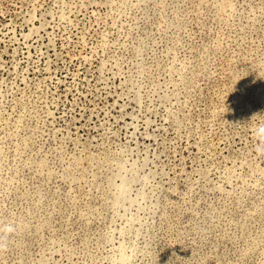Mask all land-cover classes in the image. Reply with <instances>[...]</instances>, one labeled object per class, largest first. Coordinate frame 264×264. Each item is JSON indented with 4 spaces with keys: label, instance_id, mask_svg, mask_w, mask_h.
<instances>
[{
    "label": "rangeland",
    "instance_id": "1",
    "mask_svg": "<svg viewBox=\"0 0 264 264\" xmlns=\"http://www.w3.org/2000/svg\"><path fill=\"white\" fill-rule=\"evenodd\" d=\"M261 122L264 0H0V264H264Z\"/></svg>",
    "mask_w": 264,
    "mask_h": 264
},
{
    "label": "clouds",
    "instance_id": "2",
    "mask_svg": "<svg viewBox=\"0 0 264 264\" xmlns=\"http://www.w3.org/2000/svg\"><path fill=\"white\" fill-rule=\"evenodd\" d=\"M261 114H254L251 119L259 117ZM253 135L255 139L258 141L255 145V151L259 154H264V122H261L256 125L253 130ZM7 232H12L13 228L11 226H7L5 229Z\"/></svg>",
    "mask_w": 264,
    "mask_h": 264
}]
</instances>
